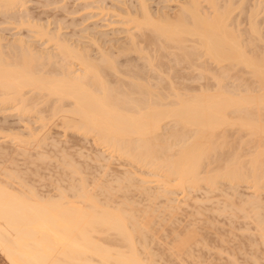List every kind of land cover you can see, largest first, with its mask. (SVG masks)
Wrapping results in <instances>:
<instances>
[{
  "label": "bare ground",
  "instance_id": "bare-ground-1",
  "mask_svg": "<svg viewBox=\"0 0 264 264\" xmlns=\"http://www.w3.org/2000/svg\"><path fill=\"white\" fill-rule=\"evenodd\" d=\"M28 1L30 0H0V15L5 19L9 18V21L14 20L13 23L17 21L16 26H32L35 29L28 26L29 32H33L31 35L37 37L36 39H43L44 46L50 43L48 45L53 49H39L38 46L37 49L32 42L26 41L22 34H18L11 41L7 40L4 45L1 41L4 37L0 34V109L14 108L20 114H25L27 111H33V107H39L43 98L44 101L40 102L42 104L49 99L44 106L45 112L42 108L36 110L37 116L38 111L49 115V121L43 116L44 113H40L37 119L41 122L40 128H29L26 137L20 135V131L18 134L12 131L13 136L8 132L7 136L16 139L15 146L20 143L21 148L17 147L21 149H17L19 153L24 152L23 148L31 141L39 147V143L43 145V142H51L50 132L44 127L53 119L55 124H61L65 130L82 135L86 138L84 140L91 142L96 151L97 147H102L106 155H102L105 153L99 150L92 160V163L98 164L97 174L86 171L89 167L84 172V168H80L81 162L79 167L78 164L75 166V160L74 165L71 164L73 161H66L70 159L68 156V159H64V167L68 166L69 173L75 180L72 181V176L69 177L72 180H69L67 175L64 178L71 182L67 187L64 186L65 188L57 187L56 193L51 196L40 195L35 188H27L18 182L17 169V172L10 171L11 169L3 170L5 176L0 179V253L5 260L9 264H162L166 260L171 262L172 257L174 261L170 264H178L185 256L191 254L196 244L198 248L201 234L195 230L198 225H190L185 219L186 225H181L180 221V225H177V222L172 225L174 222L170 215L175 216V212H178L175 210L179 206L174 205L175 198H172V195L181 193L183 201L179 202H184L186 206V200L191 199H187V196H193V191H204L203 193L208 195L225 185L224 183L227 184V189L219 190L223 193L228 190L224 196L230 195L231 200L238 193L237 188L242 183H246L247 188H250L249 196L241 201L244 203L242 207L235 202L231 205L240 206L239 211L242 213L249 210L247 207L251 208L250 213H245L255 222V230L259 233L257 235L262 237L260 238L264 244L263 213L258 211L261 201H264L260 199L262 196H259L264 187V43H261L262 48L259 47V50L255 43L264 41L256 19L259 10L263 12L264 3L261 4L260 0L257 2V5L261 4L258 5L260 9H257L256 4L252 5L250 25L247 28L249 31L246 29L250 36L245 39L242 33H239L240 30L234 29L231 24L234 21L233 4L245 5L247 0H184L180 3L177 14L170 18L165 15L167 13L160 15L158 12H151L147 0H134L136 3L133 1L135 4L132 6L131 0L129 6L122 0L125 6L121 8L118 5L120 7L117 10L121 12L118 11L120 13L116 15L117 20L120 17V23H126L127 28L132 25L131 29H124L127 33L125 32V41L121 43L122 48L120 43L118 44L121 49L118 48L120 50L117 52L123 53L121 56L125 54L120 62L118 53L115 55L105 48L97 57L92 53V57L84 46L74 45L64 34L62 36L63 32L57 31L60 29L59 24V28L51 32V28L44 27L46 25L33 23L34 20L32 21L29 14L20 15V11L19 15H15L20 8L26 10ZM51 1L54 2L50 0L49 3ZM86 1L88 0H84V4ZM203 1L206 7L205 3L202 5ZM122 2L120 3L123 4ZM87 3L85 8L91 6ZM96 6L102 8V5ZM26 11L28 13V10ZM111 11L113 13L114 10ZM237 26L236 28L239 27ZM133 29H136L135 32ZM137 32H141V38L137 37ZM152 37L160 39L162 44L157 45L158 40ZM142 38L143 42L149 44L156 40V45H153L159 50L165 47V43H173L170 47L175 45L181 51V62L185 63L186 60L189 68L198 72L189 77L204 79L200 90L194 92V88L186 85L177 87L175 79L186 78L181 73L174 75L170 70L173 76H169L167 72L166 78L162 77V73H153L154 70L157 72L156 66L160 62L156 64L157 57H152L153 54L149 57V52L146 53L147 50L143 49L145 47L138 45L140 40L137 39ZM130 52L135 55L133 53V57L131 54L128 56ZM179 54L175 56L176 61ZM134 57L139 60L142 58L144 65L133 63L134 59L136 60ZM213 63L216 65V73L211 76L210 64ZM75 65L78 68L75 69ZM184 67L186 68V65ZM234 67H240V70L249 73L251 81L240 87L241 85L227 80L229 85L232 84V87L227 88L223 86L227 81L224 80V83L222 78L230 74ZM209 75L216 81L217 88L214 86V91L209 88ZM237 76L236 74V78L240 75ZM33 97L35 102L38 98L42 99L34 105ZM44 118L47 123L43 121ZM228 130L230 133L231 130L238 131V136H241L240 132L244 133L247 139L244 136L245 140L242 137L243 140H239L247 144L251 142L252 149L247 153L248 156L245 155V160L241 159L238 153L231 152L225 162L220 164L217 163L220 160L217 154L227 143L226 137L230 135L225 134ZM235 135L234 140L237 139ZM55 144L56 141L54 146L52 145L53 148L56 147ZM38 153L33 162H45L46 153H43L45 156ZM29 155L31 154L25 155V158ZM27 158L28 161L32 160L30 156ZM115 160L121 162L122 167L117 166L120 168L118 171L115 166L118 161ZM60 162L62 163L61 160ZM60 183L63 181H59V185ZM136 189L140 191H134ZM196 193L198 195V192ZM132 195L139 198L133 199ZM230 197L226 200H230ZM224 205L223 212L232 207L227 204L225 209ZM173 209L174 214L171 211ZM174 218L176 221L179 219ZM164 229L169 232L168 234L165 231L164 241L170 240L167 241L166 247H163L161 242V253L167 249L171 256L165 254L169 259L160 263L155 257L160 254V251L156 250L160 245V236L165 238ZM163 255H158L157 258L161 257L163 260ZM191 259L193 260L192 255ZM233 261L230 263L237 264Z\"/></svg>",
  "mask_w": 264,
  "mask_h": 264
},
{
  "label": "rangeland",
  "instance_id": "rangeland-1",
  "mask_svg": "<svg viewBox=\"0 0 264 264\" xmlns=\"http://www.w3.org/2000/svg\"><path fill=\"white\" fill-rule=\"evenodd\" d=\"M49 1L50 0H30V1H28L29 3L27 4L28 8L27 7L25 8L26 10H28V13H27L26 10L24 11V10H22L20 8L21 10L20 9L17 10V12H15L17 14H15V15H19L20 13H21L20 15H22V13H24V15L29 14V17L32 19V21L34 20L33 23L37 22V23H41L42 26L46 25L44 27H46V28L48 27V29L51 28V30H50L51 32H52L53 29L56 31V28L57 27L59 28V26H60V29L57 28L58 29L57 31H59L61 33L63 32L62 36L64 34V37L65 38L67 37V39L69 38L68 39L69 42H71L74 45L77 44V46H80V45H81V47L84 46L83 48L88 49V51L90 52L92 57H93L92 53L94 54V57H97L100 54L101 50H104V48H105V50L107 49V51H109V52L111 50V53H114L115 55L118 53L119 54L118 55L119 58L116 57L115 55L114 56L116 58L120 59V62L125 57L124 56L125 54L123 56H121L123 53H119L117 51H119L122 48V46H123L122 44H123V41H125L124 39H125L126 33H127L126 30L128 28H130V26L132 24L131 25L128 24L130 26L127 28L126 27V25H127L126 23H124V24L120 23V21H119V20H121L120 17L117 20V16L116 15H118V13L121 12L120 10H117V8H119L120 6L122 8L126 4H127V6H129L131 2H132L131 3V6H132L134 2L136 3V1L131 0V2H130V0H127V1L123 0L125 2V5H124V2H122V0H100L101 2H103L102 4H101V2L99 0H93V1L92 0L91 1L88 0V1L85 2V4L88 2L93 7L90 6V7H87V8L84 7V5H85L84 4V0L83 1H81V0H57L56 1V0H54L53 3H52V1L49 3ZM182 1H184V0H147V3H148V6L150 7L151 12H153V13L158 12L160 15L162 13L163 14L167 13L165 15H168L169 18H170L171 16H173V15L175 16L177 14L176 12L179 11L178 8H180V3ZM234 1L235 0H233V2ZM258 1L259 0H255V1L254 0H247V1H245L246 4L244 3L245 5H242L243 3L242 4L239 3V5L235 3L237 8L233 4V6H234V12H233L234 21H233V23L231 22L232 23L231 26L234 29H236V30L238 29V31L240 30L241 32L239 31V33L240 34L242 33L241 35H242L243 38L245 37V39L249 38V36H250V34L247 32V31H249V29H247V28H249V25H250L249 17H251L250 14L252 13V12L250 13V11L252 10V5L256 4L257 9H260V7H258V5H261V4L264 3V0H262L263 2L260 0L259 2L261 4L257 5ZM92 2H94V3H92ZM95 2H97V3H95ZM120 2H122L123 4H121ZM253 2H254V4H253ZM204 3L205 2L203 1L202 5ZM250 3H252V4H250ZM106 4H107V6H106ZM62 5H64V6H62ZM82 5H83V8H82ZM96 5H102V8H101V6L98 8V6H96ZM110 5L113 6V7H111ZM116 5H117V7L115 8ZM118 5H120V6H118ZM240 5H242L241 8H240ZM76 6H78V7H76ZM204 6L206 7V3H205ZM106 7L107 8L109 7V8L107 9ZM66 8L68 9V11L72 10V9H74L75 11L72 10V12L69 11V13H68V11L66 12V10H67ZM103 9H104V11H103ZM156 9H159V10L157 11ZM177 9H178V11H177ZM107 10H109V11H107ZM111 10H114L113 13H112ZM116 10H117V12H116ZM161 10H162V12H160ZM106 11H107V13H106ZM118 11H120V12H118ZM262 11L263 12H261V9L259 10V13H258L259 15L257 14L256 19H257V25H259L258 29L260 28L259 31L264 36V10H263V8H262ZM18 12H20V13H18ZM29 12L31 13V15H30ZM172 18H174V17H172ZM237 18H239V19H237ZM4 19H5V17L0 15V34L2 35V37H4V40H1L4 45H5L6 42L11 41L18 34L19 35L22 34L26 41L28 40V42H32L35 45V47L38 46L39 49L40 48L42 49V47H43V49H47V48L49 50L53 49L51 46L48 45L50 43L46 42L47 44H45V46H44L43 39H40V38L36 39L37 37L34 38L31 35V34H33V32H31V31L29 32V27L33 28L32 26H29V25L26 26L24 24H22L21 26H16L15 22H17V21H15L13 23L14 20H11L12 21V23H11V21H9V18L6 17V19L5 20ZM36 20H38V21H36ZM113 21H114V23L111 24V22H113ZM115 22H117L119 24H117ZM247 22H248V24H247ZM109 23H110V25H109ZM58 24H59V26H58ZM237 24H238L239 27L237 26ZM17 25H19V24H17ZM236 26L238 28H236ZM86 28L88 30H86ZM239 28H242L243 30L239 29ZM33 29H35V28H33ZM124 29H126V30H124ZM246 29H247V31H246ZM133 30L132 31L135 32L136 29H133ZM101 33H103V34H101ZM137 33H139V34H136L137 37L141 38L142 37L141 36V32H137ZM152 38H155V37H152ZM155 39L158 40V38H155ZM74 40H76V42H74ZM137 40H140V42L137 41V42L140 43L138 45H142V47H145L143 49H145V51L147 50L146 53L149 52V57L152 54H153L152 57L153 56L157 57L156 64L160 62L159 64H157L158 66H156L157 69H158L157 72H155V70H154L153 73H158V72H159L158 74L162 73V75L163 74L164 75L163 76L161 75V76L165 77V78L169 74H171L172 72H173L174 75H180V73H181V75L185 76L186 78H180L179 80L175 79L176 83L178 82V84L175 83V85H177V87L181 88L182 85L183 86L186 85V86H188L190 88H194V92H198V90H200L199 88L204 83V79H202L203 80L202 81V80H200L202 77H197V78H190L189 77L193 73L196 74L198 72L196 70H193V68L190 69L189 66L186 63V60H184L186 64L182 63L183 61L181 62L182 58L181 59L179 58V56L181 55L179 53H181V51H179V49L175 45L173 47H170L173 43L172 44L165 43V45H164L165 47L162 48V50H159V48L155 46L156 45V40H154V39H152V41L154 40L153 43H150V44L147 43L146 41L143 42L144 38L137 39ZM262 41H263V39H262ZM78 42H82L83 45L80 44V43L78 44ZM157 42L159 43L157 45L162 44L160 39ZM89 43H90V46H88ZM255 43L257 44L256 46H258V50H259L260 49L259 47L262 48L261 45L264 43V41L261 42V40H260V41H258V43H257V41H255ZM255 43H254V45H255ZM114 44H116V45H114ZM118 44L121 46V48H120V46ZM153 44H155V45H153ZM46 45H48V46H46ZM143 45H145V46H143ZM254 45H253V47H254ZM114 46H117V47L114 48ZM153 46H154V48H153ZM38 47H37V49H38ZM111 47H113V48H111ZM139 47H141V46H139ZM118 48H120V49L118 50ZM155 48H157L158 50H155ZM96 50H97L98 53L95 52ZM133 53L134 52H132V54H131V52H130L128 54V56L131 54L130 56L133 57ZM167 53H168V55H167ZM169 54H170V56H169ZM172 54H174V56ZM176 54H179V55H177V61L175 59L176 58L175 57ZM11 55H12V53H11ZM134 55H135V53H134ZM162 55H163V57H162ZM158 56L162 57L163 59L162 58H158ZM180 57H182V56H180ZM134 58H136V57H134ZM140 60H139V58H136V60L134 59L133 63H136V62L138 64L142 63L140 65L143 66L144 65L143 61L144 60L142 59L141 60L142 62ZM162 61H163V63H162ZM168 64H170V66ZM171 64H172V66H171ZM185 65H186V68L184 67ZM174 66H177V68H175ZM73 67L75 69L78 68L77 65H75ZM183 67L185 68V70H184ZM210 67H211V69L209 71L210 72L209 74L212 76L213 74L216 73V68H215L216 65L213 63V65L210 64ZM160 68H161V70H160ZM239 68L240 67H234L233 69H231L230 74H227L226 76H224L222 78L223 79L222 81L224 82V80H225V82H226L227 80H229L230 82H232L234 84H237L238 86L241 85L240 87H242V85H244V84L249 83L251 81V79H250L251 77H249L250 75H248L249 73H247L246 71L244 72V71L240 70ZM186 69H188V70H186ZM165 70H166V72H165ZM170 70H171V73H170ZM165 73H167L168 75L165 74ZM173 74H171V75L173 76ZM236 74L238 76L240 75L239 76L240 79H238L239 78L238 76H237L238 78L235 77ZM211 76H210V80H209V88H210L211 91H214L215 87L217 88V86L215 84L216 83L215 79L213 80V77H211ZM183 79H185V80H183ZM198 80H200V81H198ZM229 81H227L225 85H223L225 82L224 83L221 82V84L223 86L227 87V88H229V86L232 87V84L229 85ZM253 87H255V86H253ZM253 91H255V89ZM41 99L42 98H38V100H41ZM35 100H36L35 98L32 100V101H34V103H32L34 105L36 103H38V100L36 102H35ZM43 101H44V98H43ZM40 102H39V107L37 106L38 104L36 106H37L38 110H40L42 108V110L44 111V109L46 108V107L44 108V106L46 105L47 100L45 101V104L44 103L42 104ZM48 102H49V99H48ZM32 107H33V105H32ZM34 108L35 107L32 108L33 111H30V112L27 111V112H25V114H20L14 108H5V109L3 108V110L0 109V179L1 178L4 179L3 175L5 176V174H4L5 172H3V170L4 171L5 170L8 171V169H11L10 171H13V172L14 171L15 172L18 171L17 172V174L19 175V179H17L18 182H21L27 188H32V189L35 188L37 190V191L36 190L35 191L39 192L40 195L41 194H44V195L47 194L46 196H51V195H53L52 193H54V194L56 193V191H57L56 188L57 187H59L61 189H62V187L65 188L64 186L67 187V184L69 182H71L69 180H72V179H73L72 181L75 180L73 178V175L69 173V170L67 168L68 166L67 167L65 166L66 169H64L65 168L64 167V163L66 165L65 160L68 159V156H69L70 159H68L66 161H69V160H71L69 162L73 161L71 164L75 163V161H76L75 166H76V164L79 165V162H81L80 165L81 164L82 165H81V167L79 165V167L80 168H84V172L89 167V169L86 170V171H88V172L90 171V173H96L97 174V172L99 171L98 170V166H97L98 164L95 163V162L92 163V160L94 159L95 155L97 153H99V150H100V152L102 151L103 153H105V154H102V155H106V152L103 151L102 147L100 149L97 147V151H96V149H94V147L91 144V142H89L88 140L87 141L84 140L86 138H84L82 135L80 136L79 134H76L75 132L71 133L69 130H65V128H63V126L61 124H58V125L55 124L54 123L55 121L53 122V119H50V122L47 123L49 121V118H47V117H49V115L47 114L48 116H46V114L44 113L45 111L44 112L38 111V113H39L38 116H40V113L41 114L44 113L43 116H46L48 121L45 118L43 119V121L45 120V122L47 123V126H45L44 128L48 132H50L49 133V137H52V139L51 138L50 139H51V142H53V144H51L50 140L48 142L46 140L47 143L43 142L44 143L43 145H42V143L41 144L39 143L38 145H41L42 147L41 146L38 147V146H36L37 145V143H36L37 141L36 142L34 141L36 143V145H34L32 143V141L30 140L31 142L30 143L28 142L26 144V145H28L29 148L26 147V145L23 148V150H25L24 151L25 153L28 152L29 154H31L29 156H30V158H32V160H29V161H28L29 158H27L29 156H26V158H25V155H27L28 153L24 154L23 151H22V153L21 152L19 153V151H17V149L21 151L20 143H18L19 144L18 146H15V145H17V143L16 144L14 143L15 142L14 140H16V139L14 137H13L14 139L13 138L11 139V137L7 136V134L11 133L12 131L14 132V134H15V132H17V134H18V132L20 131L21 132L20 135H22L24 137L25 134L26 135L28 134L29 128H31V127L33 129H35L36 127L40 128V123L41 122L39 120H37L38 119L37 111H36L37 108L36 109H34ZM51 124H53V125H51ZM49 125H51V126H49ZM47 127H49V129ZM228 131L229 132H226V134H225L226 136L230 135V136H228L229 138L226 137L227 143L225 144V147L223 145V148H221V151L219 152V153H221V155L219 153L217 154V157H219L220 160H221V161L218 160L217 163H220V164H223L225 162L226 158L231 154V152L232 153L235 152V154L238 153V155H241V159L245 160V158H247V157H245V155L248 156L247 153H249L251 151V149H252L251 142L249 144H247L244 141L240 142L239 138L240 139H242V138L244 139V136H246L244 133L240 132L241 136H238V134H237L238 131L231 130V133H230V130H228ZM12 133H11V135H12ZM227 133H230V134H227ZM26 135H25V137H26ZM234 135L237 136L236 140H234L236 138V137H233ZM231 136H232V138H230ZM53 139L56 141V144H55L56 147H54V148H53V146H54L55 141H53ZM245 139H247V136L245 137ZM17 141H19V139H17ZM235 141H236V143H235ZM242 143H244V144H242ZM30 144H32V145H30ZM17 147H20V148H17ZM80 147H82V148H80ZM249 147H251V148H249ZM2 149H3V151H2ZM35 149L38 150V151H35ZM14 150H16L17 152L14 151ZM79 151H81V152H79ZM38 152H41V153H38ZM243 152H245L246 154L243 153ZM33 153H35V154H33ZM37 153L39 155L40 154L44 155L43 153H46V156H47L45 158L46 161L44 162V160L41 158V160H43V161H38L36 159L37 161L33 162L35 157L37 158V155H36ZM23 154H24V156H23ZM64 154L67 157H65ZM42 155H40V156H42ZM40 156H39V158H40ZM59 156L61 158H59ZM62 156H64V158ZM221 157H222V159L223 158L224 159L222 160ZM58 159H60L62 161V163L60 162V160L58 161ZM84 159H85V161H83ZM87 159H88V161H87ZM115 161H118V160H115ZM114 163L116 164V162H114ZM34 164H35V166H34ZM56 164H57V168H56ZM60 164H61V166H60ZM84 164H87L88 166L84 165ZM120 164H121V162L118 161L117 164L115 165L116 168H117V166L121 168L122 166ZM78 165H77V167H78ZM37 166H39V167H37ZM13 167L15 168V170H12V169H14ZM4 168H7V169H4ZM60 168L61 169L63 168L65 171L63 169L61 170ZM120 168H117V171ZM16 169H17V171H16ZM58 172L61 173V174L59 175ZM67 175H68V178L70 176H72L71 177L72 179L69 178V180H68V178L67 179L64 178ZM57 179H58V184H56L57 183ZM59 181H61V182L63 181V183H65L64 181H67V182L65 184L60 183V185H59ZM16 183L17 182H15V184ZM224 184L225 185L220 186L221 189L223 188L222 189L223 191L227 189V184L226 183H224ZM55 185H56V187H55ZM224 187H226V188L224 189ZM220 188L216 189L215 190L216 192L213 191L211 193H208V195L203 193L204 191L203 192H201L200 190L199 191H195V192L193 191V193H194L193 196L194 197L192 195L191 196L188 195V196H190L188 198V196H187V199H190V198L191 199L188 200V201L186 200V206H185L184 202L180 203L181 201H183V198L181 197L182 196L181 193H180L181 196L179 195V193L172 195V198H175L174 199L175 202L173 201L175 203L174 205H179L178 206L179 209L175 208L176 209L175 211H178V212H175L174 209L171 210V211H173L172 214H174V212H175V216L170 215V216H172V222H174V223H172V225L173 224L175 225L176 222H177V225H180L179 221H180L181 225H184L186 223L185 220H187L190 225H192V223H193V225H195V226H197V225L200 226L199 228H198V226L197 227L194 226V227L196 228L195 230H197V232L199 234H201V237L198 239L199 243H200V244L198 243V248L200 250L199 251L197 250L198 248H196V246H197V244H196V246L194 248L195 251L193 249L189 256L187 255V256H185V258H184V256L181 257V260L183 258H184V260H182V262H180V263H178V262L177 263L178 264H181V263L182 264H185V263L186 264H194V262H195V264H197V262H198V264H216V263L217 264H231L232 263L231 260L233 261L234 259H236V261L234 260L233 262H235L237 264H264V244L262 243V240H261L262 237L257 235L259 233H258L257 230H255L256 229L255 222L252 220L251 217H249L248 213H245V212H249L250 213L251 208L247 207V209H249V210H245L244 213L239 211L240 210L239 207L243 203V202L241 203V201L244 200L243 198H246L247 196H249V194H250L249 192H251L250 188H247V184L246 183H244V185L242 183L241 186H239L237 188L238 189V191H237L238 193L235 196H233L232 200H231L230 195H225L226 197L224 196V194H226L229 191L227 190V192L225 191L226 193L225 192L223 193L222 190H219ZM137 190H139V189H136L134 191L137 192ZM261 191H262V193H260L259 196L261 195L262 197L260 196L261 198L260 197L259 198L261 200H264V187L261 189ZM196 192H198V195H197ZM48 193L50 195H48ZM133 193H135V192H133ZM191 194H192V192H191ZM136 195H137V193H136ZM136 195H135V197L139 198ZM196 196H197V198H196ZM205 196H208L209 198L205 197ZM135 197H133V195H132L133 199H135ZM229 197H230V200L229 199L226 200V198H229ZM179 200H180V202H179ZM195 200H196V202L194 203ZM161 201H162V199H161ZM190 201H192V202H190ZM177 202H178V204H177ZM197 202H198V204H197ZM234 202L236 204H238V205L240 204V206H237L235 204L231 205V203H234ZM157 203L159 204L160 202H157ZM262 203L264 204V201L263 202L261 201V205H259V207H258V208L262 209V211H260V209H258V211H259V213L261 212L260 214L263 213V215H262L263 219L262 220L264 222V206H263ZM183 204H184V207H182ZM224 204L225 205H227V204L229 205L230 204V206H232L231 209H226ZM180 205H181V207H180ZM222 205H224V208L226 209V212H223ZM163 206H164V204H163ZM261 206H262V208H261ZM217 207H219V208H217ZM226 207H228V206H226ZM160 208L162 209V207H160ZM181 208H182V210H181ZM236 208L238 209L237 210L238 212L236 211ZM199 209H200V211H199ZM171 211H170V213H171ZM184 211H187V212H184ZM192 212H193V214H191ZM187 213H189L190 215L187 214ZM229 214H233V215L235 214V215L231 216ZM184 215H186V216H184ZM180 216L183 217V218H181ZM174 217H177L176 219H178V218L179 219L176 221ZM187 217L188 218L190 217L193 222L191 220H189L190 218L188 219ZM183 221H185V222H183ZM190 221H191V223H190ZM164 222L166 223V221H164ZM189 224H188V226H189ZM263 225H264V223H263ZM165 231L166 230L164 229V232ZM166 232H168V231H166ZM166 232L164 234L165 238L163 237V235L160 236L161 239L159 238V242H160L159 243L160 245H158L159 248L161 246V242L163 243V247L164 246L166 247L167 241L170 240L169 238H167L169 240L164 241L166 239ZM202 233H205V234L202 235ZM168 234H169V232H168ZM204 237H205V239H204ZM162 238H164V239H162ZM201 238L204 239V240H201ZM155 245H156L155 247H157V244H155ZM163 247L160 248V250H159V248H157L156 252L160 251V252H158L160 254H157V256L155 255L156 256L155 258L157 260L159 259L160 263L162 261L164 262L165 259H169V258H167L168 256H166L167 253L169 255L171 254V252L169 250L167 251V249H165L166 253L165 252L161 253ZM193 252H195V253L192 254ZM161 254L162 255L164 254L163 255V260H162L161 257H160L161 259L157 258L158 255L161 256ZM191 255H192V258H193L194 261L191 259ZM188 257H190V258H188ZM173 259L171 257V262H172ZM185 260H186V262L184 263ZM171 262H170V260L169 261L166 260V262H164L162 264H165V263L166 264H170ZM227 262H229V263H227ZM0 264H9L8 261L5 260L4 256L1 253H0Z\"/></svg>",
  "mask_w": 264,
  "mask_h": 264
}]
</instances>
